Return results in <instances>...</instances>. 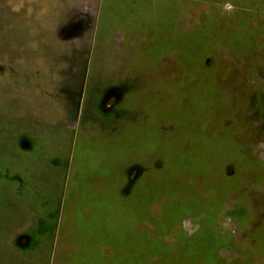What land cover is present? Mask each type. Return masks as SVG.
Here are the masks:
<instances>
[{"label": "rangeland", "instance_id": "rangeland-1", "mask_svg": "<svg viewBox=\"0 0 264 264\" xmlns=\"http://www.w3.org/2000/svg\"><path fill=\"white\" fill-rule=\"evenodd\" d=\"M163 172L152 219L197 206L158 243L212 208L264 264V0H0V264H81L89 208Z\"/></svg>", "mask_w": 264, "mask_h": 264}, {"label": "trees", "instance_id": "trees-1", "mask_svg": "<svg viewBox=\"0 0 264 264\" xmlns=\"http://www.w3.org/2000/svg\"><path fill=\"white\" fill-rule=\"evenodd\" d=\"M213 1L216 2V0ZM138 150L151 152L153 146L143 143ZM122 152L112 151L115 160L121 156ZM100 161L104 163V166L109 162L105 163L101 159ZM110 167L113 170V167ZM95 171L102 178L109 176L106 169L101 172L97 169ZM112 173L110 171L109 174ZM167 175L163 172L160 180L155 178V180L139 182L132 186L123 197L117 196L115 192L101 195L100 205L94 206L93 209L96 218H93L91 208L88 207L90 213L86 224L89 229L86 230L88 232L85 239L86 251L83 253L81 264H147L155 257L160 258L165 264H225L224 260L219 258V252L229 248V245L223 234L216 228L217 223L214 220L215 214L212 208L206 209L207 219L196 224L198 230L195 235L187 236L179 231L175 234V244L171 246L161 245L156 241L155 236L158 235V231L162 234L167 232L170 216L185 218L186 212L197 206L195 199L166 200L162 203V208L168 215L167 219L160 222L152 219L151 206L157 205L169 192L168 186L171 181ZM87 200L91 201L90 194L83 204ZM82 231L86 234L85 230ZM101 247H107L114 253L104 258L99 254Z\"/></svg>", "mask_w": 264, "mask_h": 264}, {"label": "crops", "instance_id": "crops-1", "mask_svg": "<svg viewBox=\"0 0 264 264\" xmlns=\"http://www.w3.org/2000/svg\"><path fill=\"white\" fill-rule=\"evenodd\" d=\"M263 238H264V236H263Z\"/></svg>", "mask_w": 264, "mask_h": 264}]
</instances>
